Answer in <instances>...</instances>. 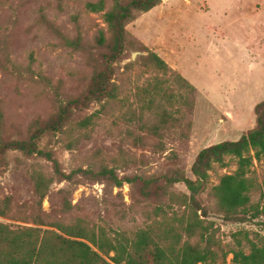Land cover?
I'll return each mask as SVG.
<instances>
[{"label":"rangeland","instance_id":"374dc122","mask_svg":"<svg viewBox=\"0 0 264 264\" xmlns=\"http://www.w3.org/2000/svg\"><path fill=\"white\" fill-rule=\"evenodd\" d=\"M95 1L0 0V141L29 136L38 120L82 98L94 75L104 69V56L111 50L99 47L96 38L101 29L108 39L110 34L104 12L86 8L87 2ZM114 3L105 0V12ZM126 32L124 49L112 62L117 98L74 109L63 132L39 141L71 177H56L39 200L31 173L36 169L55 176L53 163L18 150L1 157L0 221L48 228L41 223L82 219L96 230L130 235L155 223L178 226L174 211L181 209L169 207L167 196L158 197L155 189L145 195L129 182L116 186L99 176L102 166L113 168L119 177L163 178L180 170L195 180L192 167L202 149L239 140L255 127V108L264 100V0H162L150 11L137 13L126 24ZM150 52L175 73L156 70L149 64ZM178 73L195 87L189 94ZM157 75L167 82L163 96L148 108L142 89ZM165 111L170 117L153 135L150 128L160 124ZM96 112L99 118L88 133L77 128L80 120ZM141 138L143 143L134 142ZM236 168L231 161L210 171L206 189L197 196L226 249L235 245L237 231L249 230L251 238L264 235V213L242 222L227 220L216 209L212 187ZM248 176L254 182L252 202L262 209L263 161L254 160ZM169 190L190 194L183 182ZM65 201L71 204L70 211L65 210ZM160 205L167 217L158 215ZM231 259L232 254L225 264H234Z\"/></svg>","mask_w":264,"mask_h":264},{"label":"trees","instance_id":"16d2710c","mask_svg":"<svg viewBox=\"0 0 264 264\" xmlns=\"http://www.w3.org/2000/svg\"><path fill=\"white\" fill-rule=\"evenodd\" d=\"M161 1L115 0L112 8L106 12L105 0L87 2L86 8L89 11L104 12L103 17L110 34L108 39L105 30L101 29L96 38L99 47L106 46L111 50V53L104 56V69L94 75L82 98L68 101L56 115L38 120L29 136L0 141V159L10 150H18L27 155H41L53 163L55 176L36 169L31 173L34 191L39 200L46 197L56 177H71L70 174L65 176L60 170L59 162L51 151L40 148L39 141L47 134L63 132L74 109H83L93 101L117 98L118 87L112 82V62L124 49L126 24L137 13L150 11ZM148 61L163 74L175 73L155 52L149 53ZM176 75L188 94L195 89L181 74ZM164 78L157 75L142 89L148 108L156 104L158 97L163 96V84L167 82ZM255 111V127L244 133L239 140L223 141L198 153L192 167L195 180L186 177L180 170H175L173 176L163 178L139 175L119 177L113 168L102 166L99 176L107 178L116 186L129 182L139 185L145 195H149L148 190L155 189L158 197L167 196L169 207L178 206L181 209L180 212L174 211L178 226L171 222L164 225L155 223L130 235L125 231L110 234L104 229L96 230L87 226L82 219L68 223H41L48 228L13 226L0 221V264H225L230 254L234 264H264V235L256 234V238H251L249 230L237 231L233 233L235 245L226 249L216 238L214 222L206 219L207 208L197 198L208 185L210 171L216 167L225 168L231 161H235V172L221 175L219 183L212 187L211 194L215 199L216 209L227 220L242 222L257 219L264 213V207L261 209L260 203L252 202L254 182L248 176L254 160L264 163V100L257 104ZM169 117L170 112H163L160 124L152 125L150 132L157 135ZM98 118L97 112L87 115L77 123V128L88 133L87 130ZM142 141V138L134 140L136 144L143 143ZM73 143L74 141H70L68 147L71 148ZM178 182L187 186L189 195L169 190L171 185ZM64 207L66 211H70L71 204L65 201ZM157 209L161 213L158 215L168 216L162 205ZM0 214H4V211L0 210ZM194 237L199 241L190 242Z\"/></svg>","mask_w":264,"mask_h":264},{"label":"water","instance_id":"95a60500","mask_svg":"<svg viewBox=\"0 0 264 264\" xmlns=\"http://www.w3.org/2000/svg\"><path fill=\"white\" fill-rule=\"evenodd\" d=\"M136 54H134V56H135Z\"/></svg>","mask_w":264,"mask_h":264}]
</instances>
